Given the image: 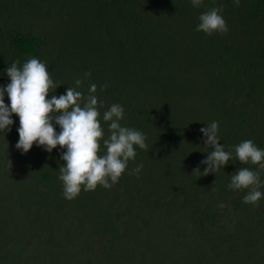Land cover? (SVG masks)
I'll list each match as a JSON object with an SVG mask.
<instances>
[{
	"label": "trees",
	"instance_id": "trees-1",
	"mask_svg": "<svg viewBox=\"0 0 264 264\" xmlns=\"http://www.w3.org/2000/svg\"><path fill=\"white\" fill-rule=\"evenodd\" d=\"M76 1L53 3L60 16L66 14L65 23L72 20L70 36L65 31L66 47L54 52L50 64L53 78L86 66L93 83L108 85L119 76L117 68L107 73L115 66L151 63L150 72L157 74L153 113L140 125L126 115L120 121L123 127L143 132L148 149L134 145L135 159L110 189L97 185L94 191H84L81 186L75 199L61 201L62 212L55 211L56 202L51 203V212L45 209L46 214L34 215L36 220L25 213L22 224H14L10 231L35 233L41 228L33 230V223H43L47 243L36 246L28 235L19 234L18 239L9 235L6 254H37L36 264H264V197L257 207L242 202L247 189L227 188L238 168L258 170V165L238 161L235 146L252 140L264 149L258 121L264 109V0H240L239 7L236 0H203L200 7H193L191 0H153L155 10L149 17L136 5L145 0L82 2V11L96 14L84 34L72 28L73 18L83 22L82 11L75 12ZM23 2L32 0H0L1 18L8 21L9 14L20 13ZM216 6L223 8L227 34L197 32L199 16ZM20 31L5 39L7 51L25 63L39 57L46 46L42 40L35 42L28 29ZM5 54L0 51V87L10 81ZM212 121L219 122V143L233 157L216 173L201 175L194 170L204 171L207 165L201 161L213 149L205 147L200 129ZM104 132L107 138L109 132ZM58 149V156L48 157L56 174L66 151ZM37 151L34 143L26 157L35 158ZM140 164L138 176L129 174Z\"/></svg>",
	"mask_w": 264,
	"mask_h": 264
},
{
	"label": "clouds",
	"instance_id": "clouds-1",
	"mask_svg": "<svg viewBox=\"0 0 264 264\" xmlns=\"http://www.w3.org/2000/svg\"><path fill=\"white\" fill-rule=\"evenodd\" d=\"M45 1L50 4L59 2V0ZM61 1L65 4L69 2V0ZM152 1L145 0V3L136 4L143 16H153L155 5ZM82 2L97 4V0H77L78 8L75 10L77 14L82 11L80 8L83 5ZM202 3L203 0H191L193 7H200ZM239 3L240 0H236L235 6L239 7ZM28 12L30 8L24 12L21 4L19 13L21 24H16L17 19L13 17H8L9 24H1L0 8V51L1 55L6 53L5 60L10 64L5 69L10 81L7 82V86L0 87V133L4 142L2 150L7 154L6 163L10 165L12 161H8V158L17 155L20 149L23 152L22 155L26 156L33 149L34 143L38 146L37 153L45 150L53 157L58 156L57 145H59L62 149H66L60 157L65 163L59 168L57 174L56 167L52 164L51 179H46L44 184L51 180L53 189L61 191L59 192L62 196L61 201H64V198L75 199L81 192V186L84 191H94L97 185L110 189L125 172L128 162L135 159L137 153L134 145L143 150L148 149L146 135L134 128L121 126L120 121L126 115L137 125H140L139 122H146L144 119L148 118V114L153 113V107L157 105V74L152 69L150 72L151 63L136 67L123 65L124 69L115 66L107 73L110 75L117 68L119 76L113 83L100 86L93 83L91 73H86L85 66L80 69V72L78 71L81 79L75 81V87L63 88L62 83L65 84L70 76L61 75L59 79L53 78L50 66L53 61L51 48L57 49L60 43L57 50L63 46L66 47V41L69 38L66 39L65 31L70 36L72 20L69 19L65 23L66 14H63V23L31 24L30 27L26 21ZM222 12V6L209 8L199 16V24L195 30L207 35L216 32L222 35L227 34L229 29ZM95 16V11L83 10V22L80 19L76 23L73 18L72 28L79 34L86 33V26L93 24ZM45 19L47 23L55 22L50 12ZM76 25H78L77 28ZM56 26L59 30L55 29ZM18 28L21 31L28 29L34 35L35 42L43 41L46 47L40 49L42 53L39 57L33 56L25 63H20L17 57L7 51L9 40L5 39L6 34L19 33ZM77 35L78 33L75 32L74 36ZM81 39L83 42L84 39L82 37ZM77 44L76 42L75 46ZM128 56H122V58L126 60L130 58ZM96 81H98L97 76ZM81 86L83 89H78ZM150 98H152L150 103L152 107L150 104L145 105ZM54 123L59 125V133L55 131ZM105 126H108L107 138H105ZM200 131L206 138L205 147L213 150L208 152L206 159L201 161L202 164L207 165L204 171L200 172L197 168L194 172L201 175L216 173L230 160L232 161L233 153L225 151L223 145L219 143L218 121H212ZM234 151L238 161L242 164L258 165V170L254 171L247 167L238 168L231 175V182L227 188L232 191L247 189L242 202L258 207L259 201L264 197V192L260 191L261 187H264V182L261 181V170H264V149L258 148L252 140H245L236 145ZM24 167L21 170H26ZM142 168L143 165L140 164L129 174L138 176ZM154 175L158 179L157 171ZM57 178L62 183L57 182ZM33 182L37 186L41 183ZM61 184L63 187L60 186ZM4 207H7V211L11 207L18 208L17 205L6 206L1 203V244L8 242V235L2 234L6 226V218L2 214ZM219 207L224 208L225 205L220 204ZM10 227L12 226L7 225L6 231ZM27 232H30L29 229ZM18 236L19 233L11 235L14 239H18ZM6 248L8 250L9 246ZM23 260L24 264H27L28 255L23 257ZM36 262L37 260L33 264Z\"/></svg>",
	"mask_w": 264,
	"mask_h": 264
},
{
	"label": "rangeland",
	"instance_id": "rangeland-1",
	"mask_svg": "<svg viewBox=\"0 0 264 264\" xmlns=\"http://www.w3.org/2000/svg\"><path fill=\"white\" fill-rule=\"evenodd\" d=\"M23 10L27 12V8H30V12L27 13L26 21L27 24H50V23H63V15L59 14V6L50 4L47 1L41 0H32L31 3L23 2ZM50 12L54 16L55 22H46L45 16ZM8 17H13V19L19 18V13L14 12L9 14ZM1 24H9L6 19H1ZM78 25H76V28ZM68 39V38H66ZM61 43L57 46V49L60 47ZM52 49L53 55L56 54L54 51L57 49ZM60 50V49H59ZM62 67V65H60ZM72 68V67H71ZM70 73H66V77L70 76L66 80V83H62L63 88L75 87V81L77 79H81L79 72L75 73L74 69H71ZM83 86V84H82ZM82 86L78 89H83ZM123 106V105H122ZM124 107V106H123ZM259 123H261L262 131L264 132V109L260 111V116L258 118ZM54 128L57 133L60 132L59 125L54 123ZM103 128V127H102ZM104 130H108V126L104 127ZM3 139L0 133V221H1V203L6 206L9 205H17V209L14 211H5L4 213H8L5 218L8 221L9 226H13L14 224H22V219L24 218L25 213H31V219L36 220L33 216L38 213L46 214V210H52L51 203H56L58 206L55 211L57 213L62 212L61 208V199L62 196L59 193V189L54 190L53 184L51 180L48 183L44 182L46 179H51L52 173V161L48 160L50 155L49 152L42 150L39 153H36L35 158L30 159L24 155H22V151L18 152L17 155L11 156L8 158V161H12L10 165L6 163L7 154L4 153L3 149ZM102 143V142H101ZM57 147H60L57 145ZM31 161V165L27 164L28 161ZM52 160V159H51ZM49 162L47 168L45 163ZM25 166V167H24ZM26 168V170H21L22 168ZM33 181L41 182L39 186H37ZM46 209V210H45ZM52 214V213H51ZM6 226L3 229V235H14L10 230L6 231ZM44 227V229H43ZM47 226L43 223H33V230L36 228H41L39 232L29 233L27 230H23L19 232L22 235H30L33 238V241L36 243V246L47 243L46 239V228ZM0 236H1V228H0ZM3 242L1 244L0 239V264H24V260L17 261L23 257L22 253H16L17 256L11 257L6 254L8 253L7 248ZM17 248V246H15ZM103 251V249H102ZM37 254H32V257L28 255V263L33 264L36 259Z\"/></svg>",
	"mask_w": 264,
	"mask_h": 264
}]
</instances>
